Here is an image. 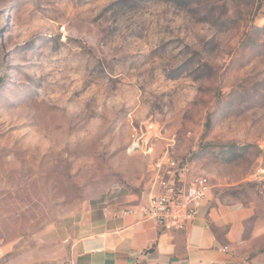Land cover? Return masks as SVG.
Returning a JSON list of instances; mask_svg holds the SVG:
<instances>
[{"label": "rangeland", "instance_id": "rangeland-1", "mask_svg": "<svg viewBox=\"0 0 264 264\" xmlns=\"http://www.w3.org/2000/svg\"><path fill=\"white\" fill-rule=\"evenodd\" d=\"M166 157L257 205L234 264H264V0H0V264H50Z\"/></svg>", "mask_w": 264, "mask_h": 264}, {"label": "crops", "instance_id": "crops-1", "mask_svg": "<svg viewBox=\"0 0 264 264\" xmlns=\"http://www.w3.org/2000/svg\"><path fill=\"white\" fill-rule=\"evenodd\" d=\"M211 185L210 201L182 232H165L139 213L120 215L154 194L115 192L60 228L61 248L50 264H234L258 208L223 201Z\"/></svg>", "mask_w": 264, "mask_h": 264}, {"label": "built area", "instance_id": "built-area-1", "mask_svg": "<svg viewBox=\"0 0 264 264\" xmlns=\"http://www.w3.org/2000/svg\"><path fill=\"white\" fill-rule=\"evenodd\" d=\"M144 145L137 141L134 149ZM168 166L170 177L161 182V190L147 203L120 208V215L140 214L144 220H152L165 232H182L201 214L210 201L211 178L207 174L194 171L191 166H180L171 158H164L158 167ZM264 173V171H263Z\"/></svg>", "mask_w": 264, "mask_h": 264}]
</instances>
